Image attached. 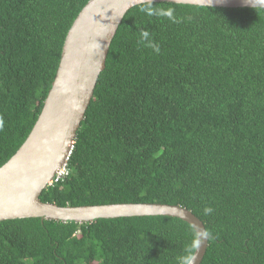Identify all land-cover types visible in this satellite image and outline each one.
Listing matches in <instances>:
<instances>
[{"label": "trees", "instance_id": "obj_1", "mask_svg": "<svg viewBox=\"0 0 264 264\" xmlns=\"http://www.w3.org/2000/svg\"><path fill=\"white\" fill-rule=\"evenodd\" d=\"M87 1L0 0V166L35 123ZM66 167L42 201L178 204L211 234L200 264H264V7H131ZM195 246L193 227L165 215L0 221V264H182Z\"/></svg>", "mask_w": 264, "mask_h": 264}, {"label": "water", "instance_id": "obj_2", "mask_svg": "<svg viewBox=\"0 0 264 264\" xmlns=\"http://www.w3.org/2000/svg\"><path fill=\"white\" fill-rule=\"evenodd\" d=\"M145 2H175L215 7H264V0H88L65 36L58 67L42 109L25 140L0 166V221L41 220L92 222L99 218L165 215L182 219L196 232L189 259L200 264L208 238L203 222L189 209L161 202L65 205L42 201L40 194L71 153L77 130L105 67L112 38L124 14Z\"/></svg>", "mask_w": 264, "mask_h": 264}, {"label": "clouds", "instance_id": "obj_3", "mask_svg": "<svg viewBox=\"0 0 264 264\" xmlns=\"http://www.w3.org/2000/svg\"><path fill=\"white\" fill-rule=\"evenodd\" d=\"M208 4H211V0H207ZM141 11H146L148 15H153L155 14L151 9H141ZM166 15L168 16L169 19H173V13L171 11H169L168 13H166ZM141 40L140 42L145 46V47H150L152 48L155 52L159 53L160 49L159 46L156 45L155 43H153L150 39H149V32L148 31H143L141 32ZM212 209L211 208H205L204 212L205 214H209L211 213ZM210 233L209 232H205L203 234V236L201 237V239H207L210 237ZM193 260H194V256L191 259H184L182 261V264H193Z\"/></svg>", "mask_w": 264, "mask_h": 264}, {"label": "built area", "instance_id": "obj_4", "mask_svg": "<svg viewBox=\"0 0 264 264\" xmlns=\"http://www.w3.org/2000/svg\"><path fill=\"white\" fill-rule=\"evenodd\" d=\"M67 173H68V169L66 167V164H64L60 169L57 170L52 180L49 182V185L53 184L54 182H57L60 179H63L64 176L67 175Z\"/></svg>", "mask_w": 264, "mask_h": 264}]
</instances>
